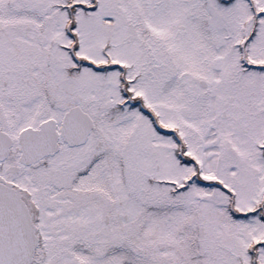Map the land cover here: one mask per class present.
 <instances>
[{
  "label": "snow or ice",
  "instance_id": "1",
  "mask_svg": "<svg viewBox=\"0 0 264 264\" xmlns=\"http://www.w3.org/2000/svg\"><path fill=\"white\" fill-rule=\"evenodd\" d=\"M0 264H264V0H0Z\"/></svg>",
  "mask_w": 264,
  "mask_h": 264
}]
</instances>
